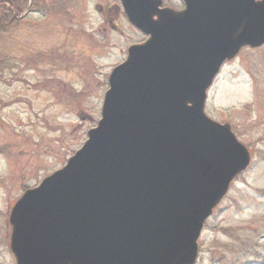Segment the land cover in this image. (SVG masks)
I'll use <instances>...</instances> for the list:
<instances>
[{"label": "water", "instance_id": "95a60500", "mask_svg": "<svg viewBox=\"0 0 264 264\" xmlns=\"http://www.w3.org/2000/svg\"><path fill=\"white\" fill-rule=\"evenodd\" d=\"M190 1L175 14L122 0L148 39L112 70L83 146L13 206L16 264L196 263L206 220L252 161L206 114L208 91L264 44V0Z\"/></svg>", "mask_w": 264, "mask_h": 264}, {"label": "rangeland", "instance_id": "374dc122", "mask_svg": "<svg viewBox=\"0 0 264 264\" xmlns=\"http://www.w3.org/2000/svg\"><path fill=\"white\" fill-rule=\"evenodd\" d=\"M95 3H46L0 34V264H16L11 208L82 147L112 69L142 39L126 23L124 36L99 32ZM205 111L232 124L252 162L206 221L196 264H264V45L222 67Z\"/></svg>", "mask_w": 264, "mask_h": 264}, {"label": "flooded vegetation", "instance_id": "af4514ba", "mask_svg": "<svg viewBox=\"0 0 264 264\" xmlns=\"http://www.w3.org/2000/svg\"><path fill=\"white\" fill-rule=\"evenodd\" d=\"M149 1L154 2L157 0H149ZM50 2L51 4L52 2H57V3L96 2L95 10L98 12L99 16L101 17V25L98 28L99 32H102L104 35H106L108 32L112 31L118 35L124 36L125 31L123 30L121 24L126 23L130 31L138 32L142 35L141 40L134 41L127 46V50H126L127 54H128V49L131 45L143 43L147 39V36H145L141 31H139L135 26H133L130 23L126 9L121 3L122 0H29L28 7H27V13L29 12L38 13L42 11L45 12L44 5ZM187 2H191V1L190 0H161L160 5L158 6V11H161L163 9H168L170 13H175V14L181 13L187 8ZM195 2H199V0H195ZM201 2H203V0H201ZM153 18L157 19L158 16L155 15Z\"/></svg>", "mask_w": 264, "mask_h": 264}, {"label": "trees", "instance_id": "16d2710c", "mask_svg": "<svg viewBox=\"0 0 264 264\" xmlns=\"http://www.w3.org/2000/svg\"><path fill=\"white\" fill-rule=\"evenodd\" d=\"M29 0H0V34L10 29L17 15L27 10Z\"/></svg>", "mask_w": 264, "mask_h": 264}]
</instances>
